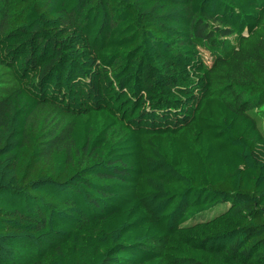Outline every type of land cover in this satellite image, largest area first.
I'll return each instance as SVG.
<instances>
[{
	"label": "trees",
	"instance_id": "16d2710c",
	"mask_svg": "<svg viewBox=\"0 0 264 264\" xmlns=\"http://www.w3.org/2000/svg\"><path fill=\"white\" fill-rule=\"evenodd\" d=\"M0 264H264V0H0Z\"/></svg>",
	"mask_w": 264,
	"mask_h": 264
}]
</instances>
